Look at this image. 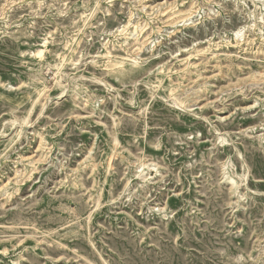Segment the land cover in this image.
<instances>
[{
  "label": "rangeland",
  "instance_id": "374dc122",
  "mask_svg": "<svg viewBox=\"0 0 264 264\" xmlns=\"http://www.w3.org/2000/svg\"><path fill=\"white\" fill-rule=\"evenodd\" d=\"M0 264H264V0H0Z\"/></svg>",
  "mask_w": 264,
  "mask_h": 264
},
{
  "label": "bare ground",
  "instance_id": "6f19581e",
  "mask_svg": "<svg viewBox=\"0 0 264 264\" xmlns=\"http://www.w3.org/2000/svg\"><path fill=\"white\" fill-rule=\"evenodd\" d=\"M170 16V15H169ZM174 19V18H173ZM172 21V20H171ZM136 31V30H135ZM242 37V36H241ZM45 41H46V39H45ZM139 41V40H138ZM243 41H245V42H248V41H250V39H244ZM133 42V41H132ZM131 42V43H132ZM143 42V41H142ZM44 43H46V42H44ZM240 42L239 41H237L236 42V44H239ZM43 46H45V45H43ZM137 48H139V47H137ZM136 48V49H137ZM116 49V48H115ZM118 49V48H117ZM42 52H43V48L42 49H38V50H36V51H34V55L35 54H37V55H41L42 54ZM33 53V52H32ZM108 53H110V52H108ZM204 53V52H203ZM111 55V54H110ZM212 55V54H211ZM203 56V55H202ZM205 56V55H204ZM105 57V56H104ZM125 61V59H124V57H122V58H120V59H118L116 62H115V65H116V67H118V68H120V70L121 71H123V69H121V67L123 66L122 64H123V62ZM184 64V63H183ZM42 81V80H41ZM106 85V84H105ZM109 86H111V85H109V84H107V87H109ZM110 88V87H109ZM46 89H48V86L46 85V84H43V86H42V88H41V91H45ZM46 96V95H45ZM20 135V134H19ZM18 137V136H17ZM15 141V140H14ZM36 166V165H35ZM23 171V170H22ZM16 172H19V169L16 171ZM27 175V171H25V172H20V174H19V176L20 177H25ZM225 179L228 181V182H230L231 183V185H232V188H233V190L236 192L237 191V189H238V184H237V182L234 180V179H232L231 178V176H228V175H225ZM20 182V181H19ZM1 192H3L2 190H1ZM21 192V191H20ZM6 194V193H5ZM237 194V193H236ZM15 201V200H14ZM11 203V202H10ZM68 208V207H67ZM71 223V222H70Z\"/></svg>",
  "mask_w": 264,
  "mask_h": 264
}]
</instances>
